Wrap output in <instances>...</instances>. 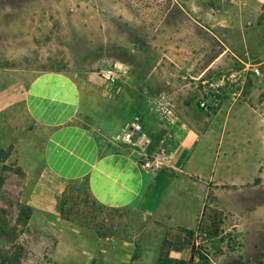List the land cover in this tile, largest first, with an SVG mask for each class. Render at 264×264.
I'll use <instances>...</instances> for the list:
<instances>
[{"label":"crops","instance_id":"crops-1","mask_svg":"<svg viewBox=\"0 0 264 264\" xmlns=\"http://www.w3.org/2000/svg\"><path fill=\"white\" fill-rule=\"evenodd\" d=\"M223 3L222 19L241 29L250 49L230 45L206 64L188 59L189 49H164L171 62L143 63L139 68L143 80L157 86L158 94L173 103L177 120L172 125L150 112L121 124L119 111L111 113L104 104L95 112L88 78L51 70L26 82L13 72L0 70V132L17 127L29 133L25 141L39 144L49 176L82 182L89 200L111 213L105 221L71 222V248L57 243L54 263L187 260L192 250L185 231L197 234L208 199L215 198L225 210L233 211L236 194H249L241 187L251 181L252 174L250 171L246 179L241 167L253 162L251 156L246 158L252 143L255 147L264 142V99H255L264 90L263 79L257 78L249 91L247 81L235 96L212 95L209 101L215 108L208 112L199 111L190 100L194 89L201 90L190 79L217 77L251 61L264 64V0ZM117 85L115 92L101 94L103 100L121 99ZM136 119L154 142L164 141L171 151L168 162L156 172L141 168L140 147L121 140L123 131ZM227 232L220 236L229 235ZM220 236L205 242L215 249L222 244Z\"/></svg>","mask_w":264,"mask_h":264},{"label":"rangeland","instance_id":"rangeland-1","mask_svg":"<svg viewBox=\"0 0 264 264\" xmlns=\"http://www.w3.org/2000/svg\"><path fill=\"white\" fill-rule=\"evenodd\" d=\"M223 2L0 0V70L26 82L51 70L88 78L95 112L104 104L111 113L118 110L121 124H127L135 115L153 113L146 95L158 94V87L144 81L139 68L143 63L171 62L164 49H189L188 59L202 64L230 45L250 49L241 29L222 19ZM250 63L262 71L259 79L264 83V64ZM114 67L115 85L107 86L113 83L106 82L102 72ZM256 79L248 78L247 91ZM116 85L121 99L103 100L101 94L115 92ZM259 95L256 101L264 99V90ZM197 96L199 90L194 89V105ZM27 136L17 127L0 132V264H56L52 254L57 243L71 248V222L105 221L111 213L89 200L82 182L49 176L39 144L26 142ZM253 145L246 151L251 166L241 167L246 179L252 174L241 187L249 194H236L233 211L209 198L197 234L185 231L192 255L177 263L264 264V142ZM225 230L230 236H220ZM218 236L222 244L211 249L205 241Z\"/></svg>","mask_w":264,"mask_h":264},{"label":"built area","instance_id":"built-area-1","mask_svg":"<svg viewBox=\"0 0 264 264\" xmlns=\"http://www.w3.org/2000/svg\"><path fill=\"white\" fill-rule=\"evenodd\" d=\"M262 71L255 65L243 64L240 67L228 70L217 77L199 79L200 96L196 99V108L201 112H208L215 104L210 103L209 97L214 94L228 93L231 96L237 95L246 86L248 78L255 76L261 77ZM103 79L108 83H113L117 77L116 69H105L102 72ZM146 101L151 111L165 124L172 125L177 116L174 113L168 97L162 94L146 95ZM121 140L133 146L140 147L143 152L140 159L141 168L144 171L156 172L163 164L168 162L171 151L164 141L154 142L143 128L142 123L138 119L131 123L130 127L123 131ZM175 264H189L182 261Z\"/></svg>","mask_w":264,"mask_h":264},{"label":"trees","instance_id":"trees-1","mask_svg":"<svg viewBox=\"0 0 264 264\" xmlns=\"http://www.w3.org/2000/svg\"><path fill=\"white\" fill-rule=\"evenodd\" d=\"M214 236H217V233H215ZM175 263H177V262H175V261H171V260H164V261H162V262L159 263V264H175Z\"/></svg>","mask_w":264,"mask_h":264}]
</instances>
